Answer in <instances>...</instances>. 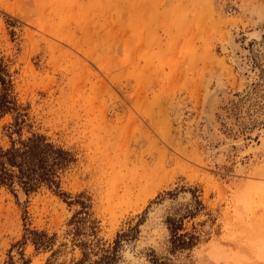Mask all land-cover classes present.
Returning <instances> with one entry per match:
<instances>
[{"label":"rangeland","instance_id":"374dc122","mask_svg":"<svg viewBox=\"0 0 264 264\" xmlns=\"http://www.w3.org/2000/svg\"><path fill=\"white\" fill-rule=\"evenodd\" d=\"M0 56L115 264H264V0H0ZM81 210L0 185V264L78 257Z\"/></svg>","mask_w":264,"mask_h":264},{"label":"trees","instance_id":"16d2710c","mask_svg":"<svg viewBox=\"0 0 264 264\" xmlns=\"http://www.w3.org/2000/svg\"><path fill=\"white\" fill-rule=\"evenodd\" d=\"M11 114L12 119L3 126L8 136V143H0V185L11 190L21 188L26 193L42 185L54 190L68 203L78 202L83 215L74 213L72 241L80 248L81 254L67 263L53 261L56 249H53L45 264H115L120 236L112 242L99 236L96 219L91 218L89 197L83 191L73 197L61 188V178L67 168L76 160L68 147L52 140L43 132L31 130L28 104L18 101L14 93V80L8 64L0 56V118ZM24 128L29 132L24 133ZM71 199H68V198ZM85 236V237H84ZM54 235L45 230L26 228L19 243L30 240L36 248H52ZM55 260V259H54ZM30 259L19 250L18 260L9 256L2 264H29Z\"/></svg>","mask_w":264,"mask_h":264},{"label":"bare ground","instance_id":"6f19581e","mask_svg":"<svg viewBox=\"0 0 264 264\" xmlns=\"http://www.w3.org/2000/svg\"><path fill=\"white\" fill-rule=\"evenodd\" d=\"M155 214H156V213H155ZM153 215H154V214H152V216H153ZM152 216H151V217H152ZM150 223L152 224V221H150ZM151 224H149V225H151ZM146 230L148 231L149 229H146ZM131 254H132V253L130 252V254L128 253V254H126V256H127L128 258H132V261H131L132 263H131V264H136L138 260L135 259V258H133ZM128 260L130 261V259H128ZM127 262H128V261H127ZM125 264H126V263H125ZM128 264H129V263H128Z\"/></svg>","mask_w":264,"mask_h":264}]
</instances>
